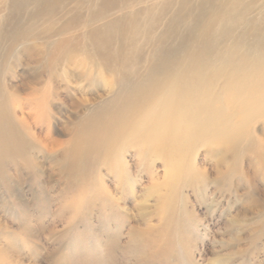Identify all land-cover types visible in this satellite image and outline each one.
I'll use <instances>...</instances> for the list:
<instances>
[{"label":"bare ground","instance_id":"1","mask_svg":"<svg viewBox=\"0 0 264 264\" xmlns=\"http://www.w3.org/2000/svg\"><path fill=\"white\" fill-rule=\"evenodd\" d=\"M250 6L244 0H0V184L20 200L11 169L29 166L40 179L47 164L50 182L73 179L89 157L110 164L131 149L140 166L151 157L164 162L171 190L208 187L209 177L190 163L200 148L215 191L227 185L245 201L264 179V11L247 29ZM104 86L107 101L97 96L88 107L75 98ZM76 122L81 134L71 128ZM40 128L44 136L36 133ZM250 202L259 206L255 220L229 224L246 228L247 234L237 227L239 236L257 251L264 195Z\"/></svg>","mask_w":264,"mask_h":264},{"label":"rangeland","instance_id":"2","mask_svg":"<svg viewBox=\"0 0 264 264\" xmlns=\"http://www.w3.org/2000/svg\"><path fill=\"white\" fill-rule=\"evenodd\" d=\"M244 4L251 5V29L260 22L264 0ZM107 92L105 86L93 87L75 98L92 107L97 96L107 101ZM67 116L61 113L64 122L53 127L63 128ZM76 125L73 132L81 134ZM40 129L36 133L44 136L46 128ZM255 135L261 136V124ZM192 151L190 163L209 177L204 190L198 185L169 189L164 162L151 157L140 166L131 149L110 164L89 157L74 168L73 179L50 182L47 164L40 179L29 166L9 170L20 200L0 184V264H264V240L254 251L245 235L239 236L238 228L248 230L229 224L255 220L259 206L250 205V199H263L264 179L257 180L256 191L248 188L245 201L233 187L215 191L211 162L203 149Z\"/></svg>","mask_w":264,"mask_h":264}]
</instances>
